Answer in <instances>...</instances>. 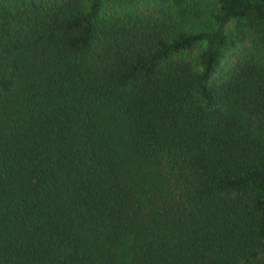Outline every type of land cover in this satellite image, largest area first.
<instances>
[{
  "label": "trees",
  "instance_id": "1",
  "mask_svg": "<svg viewBox=\"0 0 264 264\" xmlns=\"http://www.w3.org/2000/svg\"><path fill=\"white\" fill-rule=\"evenodd\" d=\"M0 264H264V0H0Z\"/></svg>",
  "mask_w": 264,
  "mask_h": 264
}]
</instances>
